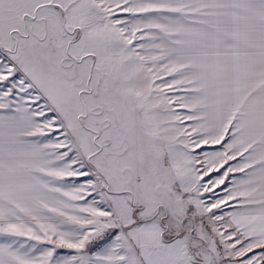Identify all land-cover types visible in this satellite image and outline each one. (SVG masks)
Masks as SVG:
<instances>
[{"label":"snow or ice","instance_id":"6c2138e0","mask_svg":"<svg viewBox=\"0 0 264 264\" xmlns=\"http://www.w3.org/2000/svg\"><path fill=\"white\" fill-rule=\"evenodd\" d=\"M0 264H264V0H0Z\"/></svg>","mask_w":264,"mask_h":264}]
</instances>
